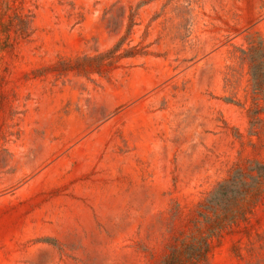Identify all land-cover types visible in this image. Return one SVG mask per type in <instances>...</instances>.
<instances>
[{
    "label": "rangeland",
    "instance_id": "obj_1",
    "mask_svg": "<svg viewBox=\"0 0 264 264\" xmlns=\"http://www.w3.org/2000/svg\"><path fill=\"white\" fill-rule=\"evenodd\" d=\"M262 171L264 0H0V264H264Z\"/></svg>",
    "mask_w": 264,
    "mask_h": 264
},
{
    "label": "trees",
    "instance_id": "obj_2",
    "mask_svg": "<svg viewBox=\"0 0 264 264\" xmlns=\"http://www.w3.org/2000/svg\"><path fill=\"white\" fill-rule=\"evenodd\" d=\"M250 179L249 184L243 174L233 177L230 181L221 184L207 201L205 209L213 211L216 218V221L211 223V218L205 216L212 226L214 237H219L227 225L245 219V211L258 203L263 194V171L257 176L251 175ZM219 211L221 213H218Z\"/></svg>",
    "mask_w": 264,
    "mask_h": 264
}]
</instances>
